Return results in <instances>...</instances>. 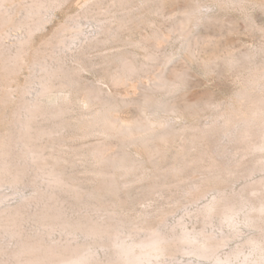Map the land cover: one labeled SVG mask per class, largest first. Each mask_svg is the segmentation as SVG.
<instances>
[{
  "label": "rangeland",
  "instance_id": "1",
  "mask_svg": "<svg viewBox=\"0 0 264 264\" xmlns=\"http://www.w3.org/2000/svg\"><path fill=\"white\" fill-rule=\"evenodd\" d=\"M3 142L0 264H264V0H0Z\"/></svg>",
  "mask_w": 264,
  "mask_h": 264
},
{
  "label": "bare ground",
  "instance_id": "2",
  "mask_svg": "<svg viewBox=\"0 0 264 264\" xmlns=\"http://www.w3.org/2000/svg\"><path fill=\"white\" fill-rule=\"evenodd\" d=\"M257 106V105H256ZM260 106V105H259ZM253 113V112H252ZM3 139V138H2ZM3 141V140H2ZM1 141V142H2ZM6 142H3L0 146V156L4 155L6 153V150L4 148V144ZM7 157V156H6ZM2 164H0V170L1 171H7L10 169V165L5 162L1 161ZM2 172V173H3ZM8 173V172H7ZM2 175V174H1ZM261 208L264 209V202L261 204ZM105 229L99 225H94L90 228V232L93 234L104 232ZM144 247H151V249L157 250L161 253L165 252L166 249V238L162 235H154V237L150 240H146L143 242ZM39 247V246H38ZM37 246H29L25 245L22 248V252L30 253V258L27 261V264H48L53 259H59L61 264H84L86 262L87 256L83 254V252L76 248H65V249H57L55 247L47 248L42 252ZM131 264V263H129Z\"/></svg>",
  "mask_w": 264,
  "mask_h": 264
}]
</instances>
